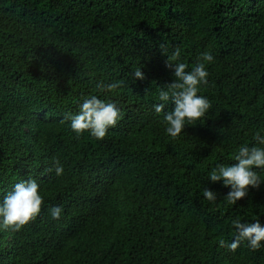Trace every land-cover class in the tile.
Here are the masks:
<instances>
[{
  "label": "trees",
  "instance_id": "trees-1",
  "mask_svg": "<svg viewBox=\"0 0 264 264\" xmlns=\"http://www.w3.org/2000/svg\"><path fill=\"white\" fill-rule=\"evenodd\" d=\"M161 44L186 71L214 57L198 93L211 109L177 138L164 133L171 102L153 110L172 79ZM117 80L110 93L95 87ZM91 95L121 109L101 140L67 119ZM258 129L264 0H0V198L29 177L43 196L34 220L0 230V264H264V247L227 246L232 219L264 224V184L230 205L208 181Z\"/></svg>",
  "mask_w": 264,
  "mask_h": 264
},
{
  "label": "clouds",
  "instance_id": "clouds-1",
  "mask_svg": "<svg viewBox=\"0 0 264 264\" xmlns=\"http://www.w3.org/2000/svg\"><path fill=\"white\" fill-rule=\"evenodd\" d=\"M161 53L166 57L165 66L171 70V82L158 92L160 103L153 104V110L160 114L171 102V110L163 111L164 133L171 138H177L182 134L187 124L195 123L208 115L211 109L209 99L200 93L202 87L208 84L209 72L205 67L214 61L213 55L205 51L200 54L196 65L186 71V65L180 62V50L175 48L169 54L164 44L159 45ZM137 79H144V73L140 68L132 72ZM98 91L110 93L120 87V81L104 83L97 81L95 85ZM121 118V109L115 101L101 99L97 95L84 98L78 105L75 115L67 117L69 127L77 137L83 132L101 140L105 137L107 130L114 126ZM254 143L238 146L233 163H217L208 173V181L220 182L223 187L228 188L224 199L227 204H236L238 200L245 197L249 188H257L264 184V178L258 174V170L264 171V129H258L253 133ZM53 169L56 176L63 173V166L59 161L53 159ZM204 199L214 202L217 192L208 187L201 189ZM43 196L40 186L34 178L22 179L13 185L11 191L0 198V230L17 231L29 221L34 220L41 211ZM50 216L59 219L61 207L49 208ZM231 226L235 235L228 248L235 250L242 242L256 251L264 247V224L259 220L242 222L238 218L231 220ZM221 245L224 241L220 242Z\"/></svg>",
  "mask_w": 264,
  "mask_h": 264
}]
</instances>
